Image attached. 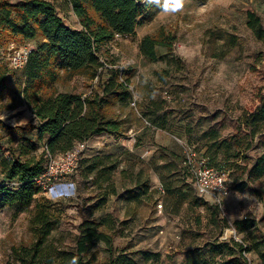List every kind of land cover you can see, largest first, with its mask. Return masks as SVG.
Returning <instances> with one entry per match:
<instances>
[{"label":"rangeland","instance_id":"374dc122","mask_svg":"<svg viewBox=\"0 0 264 264\" xmlns=\"http://www.w3.org/2000/svg\"><path fill=\"white\" fill-rule=\"evenodd\" d=\"M47 1L65 25L81 29L67 0ZM166 2L142 0L143 14L134 34L116 35L99 48L105 67L96 81L64 74L56 84L61 93L94 96L102 95L100 84L112 72L120 82H128L127 97L111 100L105 108L107 119L122 123L124 135L92 136L79 160L114 157L116 194L106 195V184L94 187V174L83 179L78 163L75 174L64 178L52 194L38 195L27 212L16 207L0 211V262L14 261L13 247L33 245L28 216L43 197L52 203L48 240L58 251L75 254L82 225L112 235V252L101 242L88 243L81 264L239 262L234 242L247 249L241 255L248 264H264V196L252 192L264 190V172L254 170L264 155V42L246 26V12L253 11L264 29V0H183L178 12L166 8ZM162 31L171 40L158 45L157 58L150 61L140 53V43ZM36 43L29 41L17 51L10 45L3 60L15 68L18 53ZM1 121L18 130H0V157L6 152L22 157L21 146L43 155L44 142L35 141V131L23 130L37 125L26 106L16 109L6 123ZM178 140L213 168L225 170L230 188L226 216L192 181L179 176ZM140 169H148V174L138 180ZM161 176L180 177L182 188L168 192ZM143 184L155 194H142Z\"/></svg>","mask_w":264,"mask_h":264},{"label":"trees","instance_id":"16d2710c","mask_svg":"<svg viewBox=\"0 0 264 264\" xmlns=\"http://www.w3.org/2000/svg\"><path fill=\"white\" fill-rule=\"evenodd\" d=\"M67 1L79 20V30L65 25L53 4L47 0H0V115L10 110L3 113L1 119L6 123L16 109L26 106L37 120V125L28 124L23 130L35 131V141L44 142L45 148L41 156L31 154L27 147L21 146L23 158H15L7 152L0 157V171L5 179L0 183V211L16 207L27 212L42 193L35 179L44 172L45 151L57 156L97 134L106 133L116 138L124 135L122 123L107 119L105 115V108L111 100H121L128 95L129 84L126 80L120 82L117 72H112L107 82L100 84L102 95L61 93L57 91L56 84L64 74H81L88 80L99 77L105 65L97 51L116 35L134 34L138 18L143 14L142 0ZM246 18L247 28L257 40L264 42L261 18L253 11H247ZM34 40H37L36 46L31 49L22 69L13 68L3 60L2 54L10 45L14 46L11 51H17L20 45ZM170 40L163 31L157 38L145 36L139 51L148 60L155 61L156 47L168 45ZM0 130L15 131L18 128L6 126L0 120ZM113 158L96 156L79 162L83 179L94 174L92 184L97 189L106 184V195L116 194L112 180L115 169V164H111ZM208 164L212 167L209 160ZM133 168L134 165L130 168L131 172ZM254 170L264 172V155L258 159ZM178 173L191 182L180 169V159ZM147 174L148 169H140L136 179ZM180 177L168 180L161 176L162 184L168 192L179 186L182 188ZM141 190L149 197L155 194L154 191L149 192L145 184ZM252 192L264 196L263 189H252ZM130 198H136V195ZM214 208L218 212V208ZM28 220L34 234L33 245L29 248L13 247L11 254L14 261H2L0 264H81L80 256L86 252L87 244L92 242H101L109 252L113 251L112 235L98 232L94 227L84 228L83 225L76 241L75 254L58 251L48 240L52 203L43 197L35 202ZM234 245L240 252V261H226L224 264H248L241 255L247 253V249L237 242Z\"/></svg>","mask_w":264,"mask_h":264},{"label":"built area","instance_id":"2783aa9c","mask_svg":"<svg viewBox=\"0 0 264 264\" xmlns=\"http://www.w3.org/2000/svg\"><path fill=\"white\" fill-rule=\"evenodd\" d=\"M30 51V49L21 50L14 60L13 66L17 69H22ZM98 78L96 77L94 81ZM178 142L182 148L180 158V169L182 173L192 181L201 195L208 196L213 200V204L218 208L222 216H226L224 211L225 201L230 195V188L227 184L228 175L221 170L209 166L207 160L189 145L179 140ZM88 148L89 141H85L77 143L72 150L57 156H52L45 151L44 172L40 177L35 179L42 193L54 192L56 187L61 186L60 182L64 178L75 174L79 160L82 157L81 155ZM1 258L2 255L0 252V260Z\"/></svg>","mask_w":264,"mask_h":264},{"label":"clouds","instance_id":"9594fccd","mask_svg":"<svg viewBox=\"0 0 264 264\" xmlns=\"http://www.w3.org/2000/svg\"><path fill=\"white\" fill-rule=\"evenodd\" d=\"M171 12H178L183 8V0H168L165 5Z\"/></svg>","mask_w":264,"mask_h":264},{"label":"bare ground","instance_id":"6f19581e","mask_svg":"<svg viewBox=\"0 0 264 264\" xmlns=\"http://www.w3.org/2000/svg\"><path fill=\"white\" fill-rule=\"evenodd\" d=\"M49 193L52 194V191H50Z\"/></svg>","mask_w":264,"mask_h":264},{"label":"crops","instance_id":"0c3cea01","mask_svg":"<svg viewBox=\"0 0 264 264\" xmlns=\"http://www.w3.org/2000/svg\"><path fill=\"white\" fill-rule=\"evenodd\" d=\"M156 177V176H155Z\"/></svg>","mask_w":264,"mask_h":264},{"label":"water","instance_id":"95a60500","mask_svg":"<svg viewBox=\"0 0 264 264\" xmlns=\"http://www.w3.org/2000/svg\"><path fill=\"white\" fill-rule=\"evenodd\" d=\"M1 120V119H0Z\"/></svg>","mask_w":264,"mask_h":264}]
</instances>
